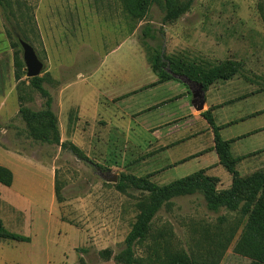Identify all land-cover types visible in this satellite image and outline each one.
Returning a JSON list of instances; mask_svg holds the SVG:
<instances>
[{"label": "rangeland", "instance_id": "374dc122", "mask_svg": "<svg viewBox=\"0 0 264 264\" xmlns=\"http://www.w3.org/2000/svg\"><path fill=\"white\" fill-rule=\"evenodd\" d=\"M180 4L186 10L167 20L164 3L154 1L136 25L121 0H14L11 11L0 5V165L14 176L9 190L0 184V219L9 231L30 238H0V264H125L117 256L124 255L140 204L149 201L135 178L164 185L213 162L198 156L200 147H210L206 138L197 146L184 136L162 137L131 126L127 113L168 94L160 87L130 97L134 85L155 76L141 40L143 25L152 26L150 43L163 44L167 55L206 68L237 64L232 80H217L215 87L227 92L244 83L245 91H264V0ZM17 36L45 63L40 76L53 98L59 142L44 139L54 136L45 120L30 122L20 111L47 109V97L29 85ZM176 104L173 100L138 119L153 121ZM198 133L204 135V128ZM232 156L242 177L264 170V150ZM210 166L206 172L217 178V188H229L231 173L223 166L227 173L215 174L216 164ZM113 175L117 181L107 179ZM235 216L224 206L218 212L208 209L201 191L174 196L134 246L135 264H161L174 251L201 261L215 252L220 264H252L235 251L242 225L229 240Z\"/></svg>", "mask_w": 264, "mask_h": 264}, {"label": "trees", "instance_id": "16d2710c", "mask_svg": "<svg viewBox=\"0 0 264 264\" xmlns=\"http://www.w3.org/2000/svg\"><path fill=\"white\" fill-rule=\"evenodd\" d=\"M154 1L164 3L168 11L167 20L177 18L186 10V7L180 4V0H121V3L126 17L136 25L146 17ZM13 3L14 0H0V5L7 8L8 11H11L10 8ZM17 25L19 30L24 33L20 22H17ZM141 32V40L149 50L148 60L151 69L158 77L157 81L151 85L174 78L180 79L178 76H187L192 81L202 83L205 90H207L217 80H228L236 73L237 64L232 62H222L217 66L206 68L198 65L195 61H191L189 58L182 59L167 55L163 44L153 46L150 43L149 39H155L154 29L151 25H143ZM21 65L22 67L24 66L23 63L19 66L21 67ZM29 82L33 89L40 91L47 97V109L33 111L29 108H21L20 111L30 122L34 119L38 121L45 120L50 129L53 130L54 136L53 138L45 137L44 139L48 142H59L58 118L52 111L53 98L50 91L44 86V77H31ZM202 115L208 120L213 129L215 143L213 148L218 154L220 163L231 173L232 185L229 188L219 190L217 188V178L208 174L206 169L197 170L164 185L151 182L148 178H135L138 185L149 192V201L143 205L142 203L140 204L141 211L138 214V219L126 238L124 255L117 256L119 262H125V264L139 262L135 257L134 246L147 237L153 219L166 201L174 196L201 191L205 195L208 209L211 211L218 212L224 206L229 211L236 212V221L233 225L234 228L231 230L229 240L234 238L241 225L242 233L235 246V251L250 257L252 264H264V170L253 176L242 177L236 169V159L232 156V141L224 140L221 137L220 127L216 125L211 109L203 111ZM13 177V172L10 168L0 165V182L2 184L11 186ZM119 187L123 188L124 182H121ZM59 191L57 187L56 193L58 197ZM223 219L225 218H221V221ZM0 238L30 241L28 236L9 231L1 219ZM226 239L224 238L223 241ZM221 241L219 240V242ZM217 246L219 247V245ZM195 257L194 254L188 255L185 252L176 253L174 251L170 252L161 261V264H220L219 257L217 258L215 252L206 255L204 261Z\"/></svg>", "mask_w": 264, "mask_h": 264}, {"label": "crops", "instance_id": "0c3cea01", "mask_svg": "<svg viewBox=\"0 0 264 264\" xmlns=\"http://www.w3.org/2000/svg\"><path fill=\"white\" fill-rule=\"evenodd\" d=\"M114 50H116V48ZM97 72L98 70L94 71L91 76L96 77ZM154 75L155 76H153L150 82L136 84L134 85L133 89H130V91L128 90L130 93H132L130 97H134L136 94L145 89L153 90L160 87L166 89L168 94L160 98L151 100L149 103H147L146 107L139 108L130 114L127 113V115H129V117L132 119V127L143 129L144 131H146V133L153 132L161 135L162 137H164V134H171V136L173 137H177V135H180L179 137L184 136L188 140L196 142L197 146L201 144L203 145L204 140H209L210 147L208 148L207 146V150L205 148L206 146L202 148L200 147L198 149V151L200 152L198 156L202 157L203 159L208 155L209 158L213 160V162H211L210 164H204L200 169H207L208 167H211V164H216L217 168L215 169V171H212V173L215 174H217V172L227 173V170L223 168V165L219 161L218 154L213 148L215 145L214 132L208 120L202 115L203 111L209 109L212 110L215 123L220 127L219 132L221 137L224 140L232 141L231 151L233 153H236V155H247L264 150L263 90H261L260 88H254L253 90L249 89L245 91V87L243 88L242 86V84L244 83H242L241 86H239V89L236 88L230 91L227 90L226 92L225 90L219 89L217 86L215 87L214 83L205 92L206 108H204L203 111H198L192 103L193 94L190 86L186 82H184L181 78H174L165 82L151 85L158 79L155 73ZM230 80L232 79H228L227 81ZM97 81V84L101 83L99 82L101 81L100 78H98ZM180 81H182V83L184 84H182ZM233 83L234 82H227V86H230ZM120 92L121 91H115L114 94ZM231 94L232 98H227L230 97ZM225 95L227 99L222 100ZM218 98H220V100H218ZM126 100L127 99L125 98L122 101ZM173 100L177 104L175 106H172V108H168V110H166L165 112H162L160 118H156L153 121L144 122L138 119V115L145 113L146 111L163 110L164 107H167V103H171V101ZM97 103L100 104L101 102ZM114 103L116 102L114 101ZM199 127L200 129L204 128V135L198 133ZM198 156L194 154L193 157L197 158ZM208 171H210V169ZM0 184L2 183L0 182ZM6 187L9 190V186ZM2 189V186H0V191Z\"/></svg>", "mask_w": 264, "mask_h": 264}, {"label": "water", "instance_id": "95a60500", "mask_svg": "<svg viewBox=\"0 0 264 264\" xmlns=\"http://www.w3.org/2000/svg\"><path fill=\"white\" fill-rule=\"evenodd\" d=\"M17 38L23 50V59L26 65L27 76L30 78L40 76L45 68L44 61L39 57L35 47L29 41L25 40L21 36H17ZM178 77L190 86L193 94L192 103L196 110L203 111L206 103V90L204 85L200 82L192 81L187 76ZM107 179L109 181H117V176H108Z\"/></svg>", "mask_w": 264, "mask_h": 264}]
</instances>
